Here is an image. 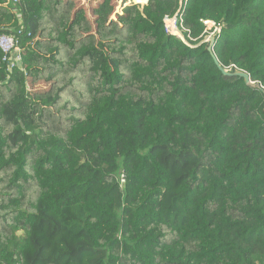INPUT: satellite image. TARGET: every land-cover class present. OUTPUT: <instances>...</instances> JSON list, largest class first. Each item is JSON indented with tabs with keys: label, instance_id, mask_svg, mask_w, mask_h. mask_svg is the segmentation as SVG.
Returning a JSON list of instances; mask_svg holds the SVG:
<instances>
[{
	"label": "trees",
	"instance_id": "1",
	"mask_svg": "<svg viewBox=\"0 0 264 264\" xmlns=\"http://www.w3.org/2000/svg\"><path fill=\"white\" fill-rule=\"evenodd\" d=\"M16 6L33 56L0 50V264H264V0Z\"/></svg>",
	"mask_w": 264,
	"mask_h": 264
},
{
	"label": "rangeland",
	"instance_id": "2",
	"mask_svg": "<svg viewBox=\"0 0 264 264\" xmlns=\"http://www.w3.org/2000/svg\"><path fill=\"white\" fill-rule=\"evenodd\" d=\"M80 2L84 3V0H80ZM124 2L125 4H123ZM146 2L147 0H142V2L139 3H135L133 0H121V5H119L117 0H114L116 13H120L122 7L128 4H137L141 8L146 5ZM16 4L17 0H0V10L2 12L0 18V31H3L4 33L2 34L11 37L16 43V48L8 54V69L20 65L21 52L27 48V44L21 42L22 34L25 32L26 28L23 25L22 19H20V13L18 12ZM28 30H30V26H28L27 31ZM26 37H30V32L26 34ZM26 53L29 57L33 56L30 50L26 51Z\"/></svg>",
	"mask_w": 264,
	"mask_h": 264
},
{
	"label": "built area",
	"instance_id": "3",
	"mask_svg": "<svg viewBox=\"0 0 264 264\" xmlns=\"http://www.w3.org/2000/svg\"><path fill=\"white\" fill-rule=\"evenodd\" d=\"M18 2H19V0H17V3ZM201 23L204 26V32H203V35H202L204 37L202 39V42L209 44L210 43V39L211 38L215 39V37L220 33V30H221L222 26L221 25H216L212 21H204L203 20V21H201ZM181 24H182V18H181L180 15H178V16L175 15L172 18H165L164 19V30H165V32L168 35L174 36V37L180 39L185 44H187V42L184 41L185 38L183 39L180 36V34H182V32H181V30H182ZM15 48H16V43L11 37H9L7 35H4V34L0 35V50L2 51V53L4 55L8 56V54H10ZM8 60H9V58H8ZM121 181L123 182V177L122 176H121Z\"/></svg>",
	"mask_w": 264,
	"mask_h": 264
},
{
	"label": "water",
	"instance_id": "4",
	"mask_svg": "<svg viewBox=\"0 0 264 264\" xmlns=\"http://www.w3.org/2000/svg\"><path fill=\"white\" fill-rule=\"evenodd\" d=\"M178 15H179V13L176 14V16H178ZM180 36L184 39L182 34H180ZM184 41H185V39H184ZM213 44H214V39L211 38L210 43L208 44V47H207V51L210 54V56H211V58L215 64V66L217 67L218 71L224 76H232V77H237L239 79H242L246 85H250L251 82H250V77L248 74L241 72V71H234L233 73H228L219 65V63H218V61H217V59L213 53Z\"/></svg>",
	"mask_w": 264,
	"mask_h": 264
}]
</instances>
